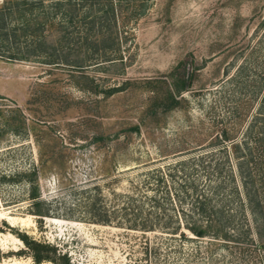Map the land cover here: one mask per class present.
I'll use <instances>...</instances> for the list:
<instances>
[{
  "label": "rangeland",
  "instance_id": "obj_1",
  "mask_svg": "<svg viewBox=\"0 0 264 264\" xmlns=\"http://www.w3.org/2000/svg\"><path fill=\"white\" fill-rule=\"evenodd\" d=\"M80 2L74 36L90 43ZM114 3L116 26L103 40L111 45L113 33L119 43L104 53L80 40L60 48L58 17L44 31L47 44L59 46L58 63H43L46 53L0 57V264H264V219L241 208L245 199L232 197L229 180L217 197L236 228L228 238L191 234L173 196L185 174L200 175L203 156L236 173L231 144L242 141L264 98V0ZM13 52L27 55L23 47ZM180 62L196 78L169 105L168 74ZM223 145L228 160L218 151ZM33 170L46 216L35 215L30 185L18 177ZM158 175L171 192L161 223L129 229L120 221L123 207L146 208V198L162 196L164 185L158 191L150 179ZM200 182L206 189V178ZM95 202L109 223L91 220ZM22 238L53 261L37 263Z\"/></svg>",
  "mask_w": 264,
  "mask_h": 264
},
{
  "label": "trees",
  "instance_id": "obj_2",
  "mask_svg": "<svg viewBox=\"0 0 264 264\" xmlns=\"http://www.w3.org/2000/svg\"><path fill=\"white\" fill-rule=\"evenodd\" d=\"M1 1L0 57L9 60L16 59L25 61L31 56L40 58L41 55H45L44 53H46V57H48L49 60L44 59L43 63H58L56 62L57 60L53 58V54L57 52L59 46L58 48L56 47V49L55 46L48 45L44 36L46 26L48 24L52 25L53 20L58 17H60L57 24L58 30L61 31V38L59 39L60 48L66 46L65 43H63L65 46H61V43L66 40L69 41L68 43L70 45H78L81 42L86 44L88 38L74 36L79 35L77 24L80 22V19L78 17L81 10L80 8H83V4L80 1H84L88 9L86 10V14H84V19L88 17L85 29L90 36L95 37L92 42H88L87 45H84L87 50L94 48L96 52L104 53L109 41L108 39L103 40L104 31L106 28L112 31L117 21V8H115L116 3H114V0ZM101 6H103L104 9L100 8ZM95 7H97V9ZM96 13L101 14L97 15ZM89 15H91V17ZM72 25H75L74 28L72 27V29L68 31V27ZM112 34L113 33H111L110 36L112 42H109V44L113 46L118 45L119 42L118 38H116V34L115 39L112 38ZM20 47H23V51L25 50L27 55L18 56L14 54L13 51H19ZM49 51L51 52L49 53ZM186 64V62H180L174 70L168 74V77L172 80V89L168 90L165 102L169 105L170 103L174 105V103H176L174 101V96L187 91L196 78L194 73H187ZM222 137L224 141H228L229 139L225 131ZM222 147L224 148H219L218 151L224 153L226 160H228L229 154L226 151L227 148L224 145ZM230 154H232L237 163L236 173L232 170L227 174L224 173V168H221L220 163L215 161L214 155H207L200 159L202 166L201 168L199 167L200 170L198 169L201 172L200 175L197 176L199 180H197V183L195 182L197 178L193 177V174H191V180H189V174H185V176H183L184 180L177 186H174L175 191L173 196L175 195L182 213L185 214L183 216L187 218L184 228L198 238L208 236H222L223 238H228V236L231 235L229 234L230 231L234 232L236 230L234 226L230 225V221L225 214L224 208L226 206L218 205L219 202H217V197L221 193L220 189H222V183H224L225 180H229L232 184L230 194H232L233 198L238 199L240 202L241 197L245 199L246 205L244 202H241V208L247 206L250 213L256 217V219H264V98L261 99L257 112L247 127L242 141L233 142L231 144ZM175 170L179 172V169ZM182 171H184V168H182ZM193 171L197 173V170ZM35 175L36 173L33 170L32 172L19 174L18 177L22 178L30 185L29 199L31 200V206L34 209L35 215L46 216V214H42L41 212L43 203L39 201L38 188L34 183ZM169 176L171 182L174 183L176 173L172 172ZM203 177L206 178V182H208L206 189L200 187V181ZM150 179L154 180L158 187V191L163 184L165 192L162 193V196L157 192L151 198H146L150 203V206L146 208H144L143 203H138L133 208L131 206L123 207V214L120 221L122 224L125 223L129 229L153 231L154 225L160 224L163 219L158 212L162 210L164 200L170 199L171 192L167 190L165 185L167 181L163 176L158 175L155 179L154 177ZM187 198H190L188 202ZM183 205L189 207V214L184 212ZM91 210H93L94 213L91 219L93 222H110V218L106 213H101L103 209L101 206L99 207L96 202L93 203ZM166 221L165 225H163L165 228L172 225V217L166 219ZM180 226L181 224L176 226L174 229L175 233L180 230ZM174 232L173 234H175ZM22 241L32 250V258L37 263L44 260L53 261L49 256H40L36 250V247L40 245L34 242H28L25 238H22Z\"/></svg>",
  "mask_w": 264,
  "mask_h": 264
}]
</instances>
